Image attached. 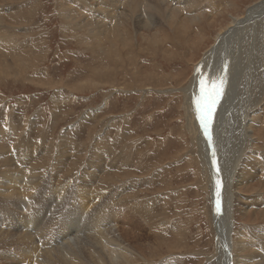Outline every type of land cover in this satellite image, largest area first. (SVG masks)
Wrapping results in <instances>:
<instances>
[{
    "label": "rangeland",
    "instance_id": "rangeland-1",
    "mask_svg": "<svg viewBox=\"0 0 264 264\" xmlns=\"http://www.w3.org/2000/svg\"><path fill=\"white\" fill-rule=\"evenodd\" d=\"M75 1L79 0H0V16L11 17V20L4 18V24L9 28H5L2 35L5 34L16 45V49L18 47L21 50L22 57L26 60L22 62L28 63L27 66H22L25 67L23 71H18L17 66L11 64V58L5 50L7 47L0 50V179H9L8 175L15 179L17 175L20 177V170L26 173L25 170L35 168L34 175L40 176L36 179H39L42 193L44 179L53 187L70 182L67 188L78 187L95 196L97 200L94 206H105L117 213L113 230L119 236H125L126 243L139 258L138 264H219L217 258L211 259L218 247L212 223L215 207L213 198L219 195L220 198L225 196L227 201H232V195L230 192L226 193L223 180L219 178V149L230 133L233 134L230 139L232 148L227 152L229 156L234 157L236 152L241 153L244 145L243 142H238L237 133L233 130L238 124L240 113L238 114V110L236 113L234 109L230 112L232 117H228L222 110L226 108L231 93L235 98L242 96V89L235 86L234 78L238 80L237 85L248 82L250 78L244 74L235 77L234 72L227 71L231 56L233 58L235 55L231 44L228 45L229 50L224 52L225 68L220 65L221 55L216 61L206 62L204 72L209 73L210 83H214L216 87L212 99L215 97L218 102L211 113L206 111V118L211 117L205 140L206 149L211 155L207 166L203 160L205 155L200 138L195 139V133L199 134L201 128L199 123L195 124L199 112L189 110L188 107L183 108L185 93L180 90L189 82L196 64L207 59V50L212 48L214 38L221 29L230 24V16L245 18L252 4L261 0H195L192 8L187 11L190 15L166 9L163 12L164 5L158 7L155 1L150 0L153 6L148 7L139 0V7L132 10H127V6L118 8L119 12L125 11L128 17H133L134 21L121 16L117 31L95 33L99 38L86 28L75 26V22L70 25V31L65 30L62 16L70 13L73 15ZM80 1L97 8L96 0ZM189 2L190 0H175L177 6H182L183 3L187 5ZM113 4L115 5L110 3L108 6ZM228 4L234 6L225 8ZM218 6L219 15L215 13ZM196 12H200V15L197 16ZM164 14L169 15V20L165 21ZM13 15L16 16L15 20ZM194 16L200 20L190 21L189 17ZM80 17L82 15L77 17L78 22L82 19ZM263 17L256 18L257 32H244L246 36L237 39L238 46L235 47L240 66L246 65L247 55L255 58L258 63V58L264 53ZM124 20L126 28L122 29L120 21ZM150 21L152 24L159 21L160 26L145 30L144 26ZM170 21L172 26H169ZM245 25L239 26L237 35ZM164 35L172 39L171 43L166 42L164 51L153 54V46H147L150 39L147 37L156 36L159 41ZM136 36H140L137 41L139 44L133 40ZM36 53L37 57H33ZM203 55L205 57L202 58ZM106 57L111 58L107 60ZM4 62L8 64L6 67ZM101 62L103 72L105 68L111 67L115 74L110 81L98 86L97 78L92 77L93 74L102 73ZM252 65L255 66V63ZM151 75L155 76L158 84L153 87L154 90L143 94V88L137 86L136 81ZM226 82L230 86L227 97ZM252 82L259 84L263 92L264 80L260 73L249 81ZM121 83L124 85L123 89L118 87ZM205 88L202 81L201 95ZM106 95L107 101L104 100ZM260 98L262 95L256 98L250 96V101ZM260 105L261 109L257 114L253 115L251 112L252 117L248 119L251 141L247 142V146L248 150L253 151L254 159L243 162L235 175L239 181L255 171V178L248 181L247 185L234 186V192L246 204H240L238 212L234 213L233 232H226L227 239L231 236H242L247 244L254 242V245L260 247L255 248L260 250H250L255 248L249 247V252L246 251L247 254L244 255H253L256 258L250 263H246L248 260L245 259L240 264L263 262L258 256L264 252L261 236L264 235V101H260ZM216 116L217 125L211 134L212 122ZM8 124L11 129H8ZM6 131L12 136L10 140L5 138ZM192 135L190 139L189 136ZM239 144L242 147L239 148ZM220 160L224 163L230 158ZM12 161L20 164L19 167ZM114 165L116 168L110 170ZM255 174L259 175V179ZM208 175L215 180H208ZM113 178L123 179L118 183ZM59 179H64V183ZM103 179L112 181L103 182ZM81 182L86 185L87 190L82 188ZM129 184L136 186L138 197H134V200L127 197V193L130 194ZM123 186L125 189H119ZM104 189L108 192L102 193ZM14 201L4 207L12 205ZM17 201L19 203L21 199ZM18 209L17 207L14 210L13 217L22 213ZM103 233L105 232L101 231L100 235ZM226 251L221 264L231 259L228 256L229 246ZM87 255L86 263L99 264L94 262L90 254ZM0 264L7 262L1 259ZM13 264L16 262L13 261Z\"/></svg>",
    "mask_w": 264,
    "mask_h": 264
},
{
    "label": "bare ground",
    "instance_id": "bare-ground-1",
    "mask_svg": "<svg viewBox=\"0 0 264 264\" xmlns=\"http://www.w3.org/2000/svg\"><path fill=\"white\" fill-rule=\"evenodd\" d=\"M141 1L145 2L148 5V7L153 6L152 2L150 0H141ZM152 1H155L158 7H161L162 5H164V7L162 9L163 12H164V9H166L168 11L172 10V12H175V13L178 11V12L184 13L186 15H190L189 12H187V11H189L192 8V5H194V2H196L195 0H190V2L187 5H183L184 4L183 3L182 6H181V4H180V6H177V5H179V3L176 1V4H177L176 5L175 0H152ZM110 3H115V5L113 4V5L108 6V4H110ZM231 3H233V2H231ZM72 5H74V4H72ZM90 5L91 4L90 3L88 4V2L87 3L82 2L80 0L78 2L75 1V5H74L75 7L73 6L75 9V11L73 12L74 16L70 12H69L70 13L69 15L66 14V16L65 15L62 16V17H64V19L62 18V20L64 21L63 22L64 25H66L65 26L66 31L67 30L70 31V29H71L70 25H72L75 22L76 23L75 26H78L79 28H86L93 35L95 33L96 34L108 33V31H112V33H113V31H117L116 30L117 25L119 23V19L121 16L126 17V18L123 17L126 20H131V21L133 20V17H128L126 15L125 11L119 12L118 11V10H120V9H118L119 6H127V10H132L134 8L139 7L140 2H139V0H127V3L125 2V0H118V1L96 0L95 5L97 6L98 9L92 8L93 5L92 6H90ZM230 6H234V5L228 4V5H226L225 8H228ZM263 7H264V0L263 1L261 0L255 4H252V6L248 9L246 14L244 13L245 18H242V19L241 18H232L230 16V18H231L230 24L229 25L227 24L228 26L226 25L227 26L226 28H224V29L222 28L223 30L221 29V31L214 38V44H212L213 45L212 48L210 47L207 50V53H208L207 59L205 61H200V63L196 64V66L194 67L195 70L192 73V76L190 77L189 82H187V85L183 89L180 90L181 93H183V92L185 93V96L183 97V101H184V107L183 108L185 109L186 107H188L189 110H193V111L198 110V112H199L198 120L196 121V119H195V124L199 123L201 125V118H206V111L208 109V104L210 103V100L212 99V96L216 90L214 83H212V84L210 83L209 73L207 74V72H204L206 62L208 60L216 61L219 58V56L221 55L220 58L222 60H221L220 65H222V67H223L224 62H225L224 52L229 50L228 49L229 44L232 45V48L234 47L233 49H235V55L233 56V58L231 56V63H230V65L229 64L227 65V66H229V69L227 71H229L231 73L234 72L235 77L238 76L239 74H244L246 77L250 78L249 81H252V78H254L255 76H258L260 73L262 75L263 80H264V53L261 55L259 54L260 59L258 58V60H257L258 63L255 62V60H254L255 58L253 59L252 57H248V55H247L246 56L247 59L245 58L246 60H248L246 65L240 66L238 64L239 57H238V53L236 52V47H235V45L238 46L237 39L238 38H242V39L244 38V35H245L244 32L249 31L251 33H254L257 30V29L255 30V21L257 20L256 19L257 16H264ZM218 9H219V6L217 7V10ZM213 10H215V9H211V11H213ZM217 10H215L216 11L215 13L219 12V10L218 11ZM224 11L225 10L223 9L222 12H224ZM195 14H197V16H199L200 12H196ZM219 14L220 13H218V15ZM80 15H82V17H80L82 19H81V21L78 22L77 17ZM164 15H166L165 21L169 20V15L168 14H164ZM174 16H176V15H174ZM197 16H194L193 18L189 17V20L196 22L199 19V17L195 18ZM6 17H8V19L11 18V17L9 18V16H5V15H3V18L0 16V50L2 51L3 48L7 47L5 50L8 51L7 55H9L11 58L10 59L11 64H15V67L17 66L18 69H16V70L23 71V69L25 67H22V66H24V65L27 66L28 63L22 62L24 60V58L22 57L23 54H21L22 53L21 50L18 47L16 49V47H15L16 45H14L12 43V41H10L8 39V37H5L4 36L5 34L2 35V31L5 28H9L8 25L4 24V18H6ZM12 17L14 18L16 16L13 15ZM175 18H177V17H175ZM253 19H254V21H253ZM13 20H15V18ZM247 22H248V24H246ZM165 23H167V22H165ZM172 24L173 23L170 21L169 26H172ZM135 25H137V24H135ZM243 25H245V26L241 29V32H238L239 35H237L236 31H239V29H238L239 26L242 27ZM21 26H24V25L22 24ZM120 26L122 29L126 28L125 20L122 22L120 21ZM159 26H160L159 21H157L154 24H152V22L150 21L148 24H146L144 26V28H145V30L146 29L149 30V29L158 28ZM163 26H164V24H163ZM17 28L15 27V29H17ZM107 28H109V29H107ZM144 28L141 27V29H144ZM252 28H254V29L252 30ZM122 34H123V32H122ZM113 35H115V34H113ZM127 36H128V34H127ZM184 36H185V34H184ZM81 37L82 36H80V38ZM115 37H116V35H115ZM139 37L140 36H136V37H134V39L133 38L132 39L135 42H137ZM96 38H99V37H96ZM126 38L124 40H126ZM147 38H150L149 39L150 41L148 40L149 45H147V46H149L151 48L153 46V50H154V53L152 51L153 54H155L156 52H158L160 50L164 51V49H165L164 44L166 42H170L172 40L168 35H164V38L159 39V41L157 39L158 37H156V36H150ZM147 38H145V39H147ZM141 39H143V38L141 37ZM180 39H183V38L181 37ZM105 42H107V41H105ZM98 44H99V42H98ZM129 44H130V42H129ZM99 48L100 47H98V49ZM118 48L121 49L120 47H118ZM22 50H24V49H22ZM5 54H6V52H5ZM33 57H37V53ZM97 57H98V55H97ZM203 57H205V56L203 55L202 58ZM109 58H111V57H106L107 60ZM134 59H135V57H134ZM111 60L112 59H110V61ZM127 60H128V58H127ZM24 61H26V60H24ZM31 62H32V59H31ZM251 62L255 63V66H253ZM6 65H8V64H6L4 62L5 67H6ZM100 65L102 66V73L93 74V77H92L94 79L97 78V84L96 85H98V86H100V84L105 82V81H110L112 79L113 75L115 74L114 69L111 70V67L105 68L104 72H103V63L101 62ZM214 66H215V64H214ZM223 68H225V67H223ZM29 69H31V68H29ZM260 70H262V71H260ZM203 72H204V74H203ZM133 78H134V76H133ZM201 78H202V80H201ZM136 80H137V78H136ZM234 80H235V86L236 87L238 86L239 88L242 89L241 90L242 96H239V97L237 96V98H235L234 95L231 93L230 96L228 97L229 98L228 104L226 103V108H224L222 110V112L226 113V115L228 117H232L230 112L232 110L236 109L235 112L237 113V110H238V114L240 113L239 118H238V124L236 123L237 125H235L233 127V130L236 131V133H237L238 140H239L238 142H240V143L243 142L244 145H243V150L240 151L241 153L236 152V155L238 154V156H236V155L234 157L229 156L227 154V152H228V150H230L232 148L230 139L232 138V134H233V133H230L227 136V140L222 141L220 149H219V159H218L219 178L223 180V183H224L223 187H224L226 193L230 192V194L232 195V201L231 200L227 201L225 199V196L220 198L219 195H217L216 197L213 198V201L215 202V207L213 208L214 212H213L212 223H213V227L215 230V236H216L215 238H216L218 247L216 248L217 251L214 253L213 257H211V259L217 258L216 261H217V263L219 262V264H221V261L225 255V253L227 252L226 251L227 246H229V253H228L229 255L228 256L231 257V259H230V261L226 260L224 264H232V262H234L235 264H240L245 259L248 260V261H246V263H250L253 261V258L255 259L256 257H253V255L252 256L251 255H244V253H246V251H247V253L249 252V250H248V249H250L249 247L260 248V247L256 246L257 244L254 245V242L251 244H247L245 242L246 240L245 241L242 240L243 239L242 236L238 237V235H236L237 236L236 237L234 235L236 238L231 236L230 239H227V236H226V232H230V233L233 232L234 223H232V222H233L234 213L238 212V208H239L240 204H246L245 202L242 201L243 199L242 200L239 199V195L234 192L233 188L235 185L238 187L242 186V185L243 186L247 185L246 183L248 181H250L252 178H255L254 177L255 171L250 172V174H248L245 179H242L239 181L236 180L235 175L237 173L238 168L241 167L243 162H245L249 159H254V155L252 153L253 151L248 150V146H247V142L251 141V137H250L251 134L249 131L250 128H249V124H248V122H249L248 119H251V117H252L251 112H253V115L257 114V111H259L261 109L260 101H264V89H263V92H261V90L259 88V84L255 83V82L249 83V81H248L244 84H238L237 85L238 80H236L235 78H234ZM202 81H203V88H204V85H206V88L204 89L203 95H201ZM121 82H122V80H121ZM157 84H158L157 79L155 78L154 75H151L148 77L146 76L145 78L142 77L141 80L138 78V80L136 81V85L139 86L140 88H143L141 90V92L143 94H147L146 92L149 93V91L154 90L153 87H155V85H157ZM226 84H227V86H226L227 88H225V90L227 91L226 92V97H227V93L230 91L229 90L230 86L228 85L227 82H226ZM263 85H264V83H263ZM123 86L124 85H122V83H121V86H118V87L120 89H123ZM74 88H72V90H74ZM78 88H80V87L78 86ZM222 89H224V88H222ZM231 89H233V88H231ZM199 91H200V93H199ZM160 92L163 93L164 91H160ZM258 95H262V98H260L258 100L254 99V100L250 101V96L253 98H256ZM107 99H108V96L106 95V98L104 100L107 101ZM214 99H215V97H214ZM186 104H187V106H186ZM215 105L217 106V104H215ZM235 105H237V107H235ZM221 106H222V104L220 105V109H221ZM216 125H217V116L212 122L211 134L213 132V129L216 127ZM8 129H11V126L9 124H8ZM190 131H191V128H190ZM206 135H208V132L206 134L204 127L201 125L200 133L199 134L195 133V139L197 140L198 138H200L201 145H202V152L205 155L203 160L205 161V164L207 166V162L209 161V158L211 157V155L208 154V150L206 149V145H205ZM5 136H6L5 138H7L8 140H10V138L12 137L11 134H9V132H7L5 134ZM189 137H191L190 139H192L193 135L189 136ZM185 147H187V146H185ZM240 147H242V146H240V144H239V148ZM91 148H92V146H91ZM93 148H94V146H93ZM2 151H3V149H2ZM98 151H100V150H98ZM5 152H6V150H5ZM182 152H184V151H182ZM109 155H111V154L109 153ZM178 155L179 154H177V156ZM206 155H207V158H206ZM4 156H7V155H4ZM2 157H3V155H2ZM225 157L230 158V160H227L226 162L223 163V161L220 159L225 158ZM10 160H13V159H10ZM19 160H20V158H19ZM21 160H22V158H21ZM23 160H24V158H23ZM59 160H61V159H59ZM74 161L75 160H73V162ZM12 163H13V161H12ZM13 164H15V163H13ZM15 165H17V164H15ZM19 165H17V167H19ZM57 165H55V167ZM7 166H10V165H7ZM71 166H73V165H71ZM20 168H23V167H20ZM115 168H116V166L114 165V167L110 168V170H113ZM124 168L125 167H123V169ZM23 170H24V168H23ZM33 170L32 169L31 170L30 169L25 170V171H27L26 173H23V171L21 172V170H20V173H21L20 177H19V175H17L18 177L15 176V177H17L15 179L12 178V175L7 176L9 179H0V260L3 259L4 262L5 261L7 262V264H13V261H15L16 264H88V263H86L88 261V255L87 254H90V256L94 260V262H97L99 264H138L140 262L138 256H136L132 252L131 248L126 243L125 236H123V237L119 236L116 233V231L113 230L114 229L113 224L115 223V221L117 219L116 218V215H117L116 212L106 209L105 206H94V203L96 202L97 198L95 196H92L89 193H86L85 191H83L82 189H80L78 187L71 186L72 188H67L70 186V184H69L70 182L65 183L64 185H61V186L53 187V186L48 185L49 181L47 182L43 179V193H42V190H41L40 185H39V179H36L37 177H40V176H35L34 175L35 170L34 171ZM7 171H9V169ZM10 171L12 172V170H10ZM207 171H208V167H207ZM68 172H69V170H68ZM114 172H116V171H114ZM117 172H119V171H117ZM255 176H256V178L259 179V175L255 174ZM4 177H6V175ZM120 177H118V178H120ZM122 179H118V180L114 179V180L118 181V183H120L121 182L120 180H122ZM48 180L52 181L53 179H48ZM59 180L61 182H63L64 179H59ZM74 180H76V179H74ZM208 180H215V179H213L211 175H208ZM102 181L105 182V181H112V180L111 179H103ZM115 181H113L114 184L116 183ZM81 184H82V182H81ZM249 186H251V185H249ZM85 187H86V185L82 184V188L85 189ZM135 187H136L135 184H129L128 190L130 191V194L127 193L128 196L127 195H124V196L129 197L130 200H134L133 199L134 197H138L137 191L135 190ZM220 187H222V186H220ZM131 188H133V190H130ZM119 189H125V187L123 186V187H120ZM85 190H87V189H85ZM219 191H221V190H219ZM259 191H261V190L259 189ZM105 192H108V190L104 189V191H102V193H105ZM254 192H256V191H254ZM122 196H123V194H122ZM19 198L21 199V201L18 203L17 199H19ZM12 201H14V203L12 205L4 207L9 202H12ZM135 201L140 202L139 200H135ZM218 202H219V210H218ZM253 202H254V200H253ZM16 204H17V206H16ZM13 206H14V208H13ZM17 207L19 208L18 210H20V212H22V213H19L18 215L13 217L14 210ZM65 207H68V208H65ZM245 209H248V208H244V210ZM252 209H254V208H252ZM145 215H146V213H145ZM8 217H9V219H8ZM148 219H150V218L148 217ZM150 221H151V219H150ZM148 226L150 227L149 224H148ZM101 231H104L105 233L100 235ZM261 236H263V241H264V235H261ZM254 239H256V238H254ZM256 240H258V239H256ZM260 244H262V243H260ZM132 248H134V247L132 246ZM256 248L250 249V250H256V251L260 250V249L257 250ZM219 249H222V251L220 250L222 253L219 251ZM134 250L136 251V248H134ZM227 250H228V248H227ZM11 252L16 253V255L12 254ZM253 254H255V253H253ZM256 254H257V252H256ZM256 254H255V256H256ZM263 258H264V252L258 256V259L262 260L263 262H258L256 264H264ZM257 261H259V260H257Z\"/></svg>",
    "mask_w": 264,
    "mask_h": 264
},
{
    "label": "snow or ice",
    "instance_id": "snow-or-ice-1",
    "mask_svg": "<svg viewBox=\"0 0 264 264\" xmlns=\"http://www.w3.org/2000/svg\"><path fill=\"white\" fill-rule=\"evenodd\" d=\"M217 95H220L219 92H217ZM216 104V100L215 99H211L210 103L208 104V112L211 113L212 112V108L215 106ZM211 122V117H207V118H201V125L204 127L205 129V133L207 134L208 132V123ZM218 210H219V202H218Z\"/></svg>",
    "mask_w": 264,
    "mask_h": 264
}]
</instances>
